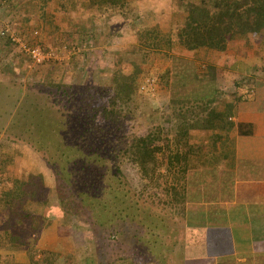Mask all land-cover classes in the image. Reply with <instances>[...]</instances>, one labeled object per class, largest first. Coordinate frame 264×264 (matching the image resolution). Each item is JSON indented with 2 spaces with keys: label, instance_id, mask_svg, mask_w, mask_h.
Here are the masks:
<instances>
[{
  "label": "trees",
  "instance_id": "16d2710c",
  "mask_svg": "<svg viewBox=\"0 0 264 264\" xmlns=\"http://www.w3.org/2000/svg\"><path fill=\"white\" fill-rule=\"evenodd\" d=\"M35 1L41 5V15H45L46 5L51 0ZM78 1L83 6H96L99 12L104 14H112L114 11L123 16L132 11L131 5L136 0ZM61 2L63 9L77 5L75 0ZM200 3L199 14L190 15L187 30L178 36L180 44L187 50L203 47L224 50L223 38L264 30V0H201ZM136 16L143 17V14L138 13ZM0 33L6 44L13 42L4 30ZM172 44L171 33L155 27L143 32L141 42L132 44V49L133 53L139 54L140 57L145 52L155 51L153 53L156 55L164 51L167 58L174 59L176 57L172 52H166L172 48ZM132 63H136V59H133ZM174 66L166 67L162 75V83L169 90L168 98L163 100L164 109L153 101L154 105L161 109L157 111L159 114H156L159 120L140 133L132 132L129 127L128 113L131 111L126 110L124 114V107L117 106L119 101H133L140 90L137 81L140 72H144L143 69L137 75L134 72L125 76L126 78L123 77L124 74L117 75L112 86L89 83L83 91L79 90L80 87L77 88L78 93L75 92L80 96L79 111L76 113L73 110L71 118L65 121L64 117L59 118L57 113L53 114L52 106L34 109L31 119L23 123L25 125L18 137H22L23 132L29 133L26 139L36 150L44 153L55 174L59 205L50 206L46 215L33 214V210L24 209L32 203L31 199L13 196V187L11 191L5 192L13 198V207L8 219L1 226V233L5 236L0 234L1 240L5 238L18 242L16 225L19 223L27 222L30 225L35 222L45 227L53 216L61 217L66 211L78 213L84 210L85 213L89 211V219L92 220L86 218V222L97 223L94 224L96 227L110 228L111 238L119 240L117 234L124 235L122 227L131 226L135 240L140 239L142 246L134 251L142 254L143 262L170 263L175 250L173 240L177 236L171 225L175 219L174 214L176 213L182 222L186 220L188 172L195 164L196 156L208 152L195 143L194 133L214 131L217 128L221 131L229 129L227 125L219 126L218 118L225 111L232 114L238 101L253 97L257 85L256 74H241L234 80V84L237 88L239 86L244 89L243 93L241 89L223 91L217 86L218 71L214 64L207 63L200 70L193 63L192 67L186 66V71L180 67V71H175ZM145 73L148 74V71L145 70ZM158 83L161 82L158 80ZM46 84L56 88V92L65 94L71 93L69 91L75 88L74 85L62 82ZM211 90L214 91L213 95L210 94ZM150 96L149 94V98L153 99ZM82 111H85L83 117ZM254 127L252 123H239L240 133L246 135L252 136ZM210 152L212 151L208 153ZM131 168L139 175L141 185L145 186L140 194L133 190L129 181L128 171ZM107 189L116 197L111 210L107 206L100 208L103 201L96 200L102 197ZM23 191H26L25 187L21 190ZM135 195L140 200L137 197L134 199ZM143 199L146 200L145 206L139 211L135 205H140ZM162 203L164 208H153V205L159 206ZM97 208L99 209L95 212ZM120 220L124 221V225ZM116 221L121 222L120 226H117ZM134 222H137L138 226H134ZM141 228L143 233L139 232ZM182 229L184 228L177 231ZM132 245L133 248L137 246L133 243ZM99 249H96L98 254ZM36 250L41 254L37 264H73L63 259L64 252L55 255L50 250ZM121 258L131 260L132 256L128 254ZM67 259L70 260V256Z\"/></svg>",
  "mask_w": 264,
  "mask_h": 264
},
{
  "label": "rangeland",
  "instance_id": "374dc122",
  "mask_svg": "<svg viewBox=\"0 0 264 264\" xmlns=\"http://www.w3.org/2000/svg\"><path fill=\"white\" fill-rule=\"evenodd\" d=\"M77 1L75 0L77 3L75 7L63 9L61 0H51L46 5L45 15H41V5L38 1L0 0V32L6 29L8 35L16 38L15 41L11 39L13 42L11 44L9 42V46L0 33L1 211L8 208L10 213V209L13 207L11 205L13 198L6 195L5 192L11 191L14 186L13 196H24L31 199L32 203H29L24 209L33 210V214L41 213L43 215L44 213L46 215V210L50 206L59 205L55 174L44 153L36 150L26 139L29 133L23 132V136L18 137V133L25 125L23 123L31 119L36 107L40 109L52 106L53 114L57 113L58 116H56L59 118L60 116L64 117L63 121H65L67 118H71L73 110L76 113L79 111L78 99L80 96L77 94V88L80 87L79 90L83 91L89 83L97 86H112L117 75L124 74L123 77L126 78L134 72L137 75L143 69L144 72H140L139 80L137 79L140 90L133 101L129 103L124 101V103L122 101L120 103L119 101L117 106L124 107V114L126 110L131 111L128 113L129 127L132 132L140 133L157 123L159 120L156 117V114H159L157 111L163 108V100L168 98L169 90L162 83V75L166 71V67L175 65V71H180L182 68L186 71V66L192 67L193 63L200 70L207 63L214 64L218 71L217 86L223 91L231 92L241 89L239 86L236 87L234 80L241 74L244 75L245 72H240L239 66L234 68L229 66L230 62L236 60V55H229L233 54V50L237 54L236 49L241 46L237 43L247 39L246 43L250 42L247 44L248 47L250 46L252 50V47L257 46L259 50L263 51L262 56H264V30L250 34L229 35L222 39V43L225 44L224 50L208 47L197 50L185 49L180 44L178 36L187 30L190 15L199 14L201 0H136L131 5L132 11L123 16L114 11L112 14H104L99 12L96 6H83L80 1ZM138 13H142L143 17L136 16ZM155 27L171 33L172 48L166 52H172L176 58H167L164 51L156 55L153 53L155 51L145 52L141 57L139 54L133 53L132 44L140 43L143 32ZM33 29H38L39 34L34 35ZM70 34H74V36ZM76 34H81V36ZM239 36L243 38L240 40ZM232 44L235 46L231 47ZM24 45L26 48L34 46L47 48L53 50L55 55L38 63L25 50ZM248 56L252 58L254 53L250 52ZM133 59H136V63H132ZM240 63L244 65L243 62ZM145 70L148 71V74L145 73ZM246 71L251 72V75L255 73L264 78V64L256 67L250 65ZM190 72L189 70L188 77L191 75ZM158 80L161 83H158ZM48 82H62L74 85L75 88L70 90L69 94L58 93L56 88L46 84ZM123 84L125 85L126 82ZM241 90L243 93L244 89ZM204 91L202 90V92ZM149 94L153 99L149 98ZM210 94L213 95L214 91L211 90ZM153 101L160 108L156 107ZM83 116H85V111H82L81 117ZM54 151L55 149L52 150V152ZM246 164L247 162L244 163V165ZM128 172L133 190L140 194L145 186L141 185L140 177L136 175L133 168ZM24 187L26 191L21 192ZM109 191L107 189L102 197L96 199L98 202L103 201L100 208L107 206L111 210V205L116 197ZM136 197L135 195L134 199ZM145 202L146 200L143 199L140 205H135V208L138 206V210L142 211ZM163 205V203L159 206L155 204L153 208H162ZM57 218L58 216H53L50 223ZM59 218L60 221L57 222L63 246L56 245L55 248L48 250L55 255L64 252L63 259L69 263L154 264L153 262H143L142 254L139 251H134L141 246V242L140 239L135 240L131 226H123L124 235L118 233L119 240H117L111 238L110 228H100L94 226L97 223L86 222V218L89 219V211L87 213L84 210L78 211V213L66 211ZM122 222L124 225V221ZM120 223L117 222V226H120ZM133 224L138 226L137 222ZM42 226L43 224L35 222H31L30 225L27 222L19 223L16 225V232L20 235L21 232L32 233L34 235L31 234L30 237L40 238L43 228L46 227ZM39 229L40 231H38ZM143 231L141 228L139 232L143 233ZM1 234L3 235V233ZM54 234L51 236L53 239ZM21 236L23 237V235ZM122 241L127 242L122 243ZM132 243L137 246L133 248ZM16 246L17 249L19 248L17 251L23 248L27 252V255H21V257L18 255L19 259L27 260L28 264H37L40 261L41 254L37 250L35 251L34 246L26 248L22 242H16ZM11 247V241L7 242L5 238L1 240L2 250L13 251L10 249ZM96 249H99V254L96 253ZM128 254L132 256L131 260L121 258ZM2 256L1 253L0 264L8 262L9 264H26L21 260L18 262L9 260L13 253L10 256L8 254L7 258ZM68 256L71 261L67 259Z\"/></svg>",
  "mask_w": 264,
  "mask_h": 264
},
{
  "label": "crops",
  "instance_id": "0c3cea01",
  "mask_svg": "<svg viewBox=\"0 0 264 264\" xmlns=\"http://www.w3.org/2000/svg\"><path fill=\"white\" fill-rule=\"evenodd\" d=\"M246 41L237 43L241 45L237 54L233 50L229 55H236L237 62L233 60L229 66H239V71L248 76L251 72L246 69L264 64V56L257 46L249 49L250 42ZM250 52L254 53L252 58ZM256 80L254 96L238 101L232 114L225 111L218 118L219 126L229 129L194 133L198 147L212 152L196 156L188 172L186 220L182 222L174 214L171 225L177 236L169 264H264V78L257 76ZM241 122L255 126L252 136L240 133ZM8 216V208L0 209V234L1 223ZM57 221L59 217L43 228L40 238L21 232L22 237L16 232L18 242L26 248L46 250L63 246ZM179 228L184 229L178 232ZM16 242L11 240L13 251L8 252L1 249L0 237V259L1 253L4 258L13 253L9 260L16 262L21 260L18 255H27L23 248L17 251Z\"/></svg>",
  "mask_w": 264,
  "mask_h": 264
},
{
  "label": "built area",
  "instance_id": "2783aa9c",
  "mask_svg": "<svg viewBox=\"0 0 264 264\" xmlns=\"http://www.w3.org/2000/svg\"><path fill=\"white\" fill-rule=\"evenodd\" d=\"M7 31L8 30H4V33L7 34ZM33 34L34 35H38L39 34V30L38 29H33ZM9 37L12 39V40H16L15 37H12L10 34H9ZM24 48L26 51H28L31 55V57L38 63H42L50 58H52L54 55H55V52L53 50H48L47 48H42L40 46H34V47H25L24 45Z\"/></svg>",
  "mask_w": 264,
  "mask_h": 264
}]
</instances>
